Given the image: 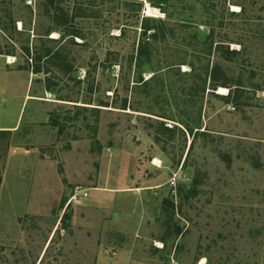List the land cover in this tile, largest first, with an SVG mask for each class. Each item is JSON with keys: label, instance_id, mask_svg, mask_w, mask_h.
<instances>
[{"label": "rangeland", "instance_id": "374dc122", "mask_svg": "<svg viewBox=\"0 0 264 264\" xmlns=\"http://www.w3.org/2000/svg\"><path fill=\"white\" fill-rule=\"evenodd\" d=\"M0 264H264V0H0Z\"/></svg>", "mask_w": 264, "mask_h": 264}, {"label": "trees", "instance_id": "16d2710c", "mask_svg": "<svg viewBox=\"0 0 264 264\" xmlns=\"http://www.w3.org/2000/svg\"><path fill=\"white\" fill-rule=\"evenodd\" d=\"M146 31H148V29H145V30H144V32H146ZM138 53H139V57H141L142 54H143V47H140V49L138 50ZM208 73H209V70L207 69V70H206V74H208ZM220 73H221V70H220L217 66L214 67V68L210 71V73H209V76H210L211 81H212L213 83H215V86H214V87H225V86H227L226 83H220V84H217V83H216V82L219 81V79H218V75H219ZM223 99L229 101V100H230V97H229V95H228V96L223 97ZM185 128H186L190 133H193V129H192L190 126L185 125ZM165 130H167V131H171V129H168L167 127H165ZM192 145H193V142L191 143V147H192ZM170 205H171L172 208H174V205H173V204H170ZM63 220H64V217H63V219H62L61 221L63 222Z\"/></svg>", "mask_w": 264, "mask_h": 264}, {"label": "built area", "instance_id": "2783aa9c", "mask_svg": "<svg viewBox=\"0 0 264 264\" xmlns=\"http://www.w3.org/2000/svg\"><path fill=\"white\" fill-rule=\"evenodd\" d=\"M172 185H174L173 182H171ZM88 193L84 191H79L76 189L74 195L71 197L70 202H73L74 204H80L82 201L87 200Z\"/></svg>", "mask_w": 264, "mask_h": 264}, {"label": "bare ground", "instance_id": "6f19581e", "mask_svg": "<svg viewBox=\"0 0 264 264\" xmlns=\"http://www.w3.org/2000/svg\"><path fill=\"white\" fill-rule=\"evenodd\" d=\"M153 13V15L155 14H159V12L156 10V9H151V8H148L147 9V15H151ZM11 59V58H10ZM10 63H11V61H10ZM220 92L223 94V93H225L226 92V89H224V88H220ZM220 93V94H221ZM157 162V161H156ZM159 245V244H158Z\"/></svg>", "mask_w": 264, "mask_h": 264}, {"label": "crops", "instance_id": "0c3cea01", "mask_svg": "<svg viewBox=\"0 0 264 264\" xmlns=\"http://www.w3.org/2000/svg\"><path fill=\"white\" fill-rule=\"evenodd\" d=\"M120 191V190H119ZM123 192H125V191H123Z\"/></svg>", "mask_w": 264, "mask_h": 264}]
</instances>
